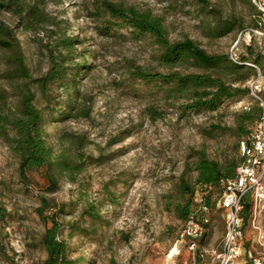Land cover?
I'll return each mask as SVG.
<instances>
[{
    "label": "rangeland",
    "instance_id": "rangeland-1",
    "mask_svg": "<svg viewBox=\"0 0 264 264\" xmlns=\"http://www.w3.org/2000/svg\"><path fill=\"white\" fill-rule=\"evenodd\" d=\"M18 1L21 7L0 6V19L20 41L46 138L56 155L83 161L84 169L74 182L59 175L57 190L48 193L45 170L23 182L17 157L0 138V206L5 209L0 264H43L42 237L51 225L48 215L57 210L68 258L77 264H184L181 212L190 198L193 209L200 195L210 197L213 206L206 243H219L225 219L215 206L222 192L197 183L196 163L204 153L222 165L237 164L243 130L259 122L245 114H256L264 105V13L254 0H108L162 17L171 40L190 38L210 54H228L254 68L244 84H236L243 90L215 110L198 111L164 94L161 82L135 78L131 70L203 69L189 63L172 69L161 65L150 35L138 38L126 26L107 22L100 10L104 0ZM30 8L43 11V21L24 24ZM227 19H237L244 28L217 35L218 22ZM67 37L78 40L64 63L58 59L67 74L42 88L37 79L51 66V53L67 52L60 44ZM11 54L0 48V90L17 108L26 78L13 71ZM183 181L195 188L192 196ZM41 196L53 205L43 215Z\"/></svg>",
    "mask_w": 264,
    "mask_h": 264
},
{
    "label": "trees",
    "instance_id": "trees-1",
    "mask_svg": "<svg viewBox=\"0 0 264 264\" xmlns=\"http://www.w3.org/2000/svg\"><path fill=\"white\" fill-rule=\"evenodd\" d=\"M7 4L21 7L18 0H7L6 4L0 3V6L5 8ZM254 8H256L255 5ZM100 10H103L108 16L107 22L126 26L136 37L150 35L160 49L159 60L161 65L172 69L189 63L203 69L202 72H182L179 70L159 72L148 71L140 66H135L131 70V74L135 78L147 82H161L165 88L164 94L179 101L184 108L195 111L217 109L224 99L231 98L243 90L240 85L236 84H244L254 70L253 67H247L244 63L246 60L240 59V63H238L231 59L228 54H210L190 38L171 40L162 17L153 14L150 10L124 6L108 0L102 2ZM27 14L29 17L24 24L33 26L35 22L43 21L44 13L41 10L30 8ZM236 26L238 29L244 28V24L237 19H227L224 22L221 20L215 27V32L221 36L231 32ZM76 43L78 40L74 37L60 39V44L67 52L60 51L57 55L51 53V66L43 77L37 79L42 88L46 87L48 83L66 76L67 67L60 66L58 59L64 63L69 58L68 52L74 48ZM0 48L12 53L8 63L12 65L17 76L26 78L19 91V107L17 108L8 105L7 93L5 90H0V138L17 157L21 180L27 182L30 173L44 169L48 180L46 192L53 193L58 188V176L66 175L70 181L74 182L76 175L83 171L84 162L72 160L65 153L58 155L54 153V147L47 140L42 125V113L34 102L35 92L31 88V81L33 80L29 79L31 76L20 41L14 29L1 19ZM255 61L261 67L259 59ZM78 73L79 71H76L75 74ZM230 76L231 79H228ZM245 114L252 121L255 119L260 121L264 117V105H258L256 114H251L250 110L246 111ZM243 132L246 133L244 137L246 138L251 131L243 130ZM237 164L232 162L230 165H222L218 161L208 159L204 153H201L196 163L197 183L205 188L219 186L222 192L224 179L234 176ZM182 187L185 193H189L190 196L193 195L195 188L191 184L183 181ZM205 197L207 202L212 204L210 197ZM191 202L192 199L190 198L181 212V218L186 221L192 210ZM52 206L49 198L41 196L39 209L41 215L44 211L52 210ZM248 210L249 205L247 203L244 211L247 213ZM58 214L59 211L57 210L48 215L51 225L46 228L42 237L43 245L47 251V258L43 264H77V260L68 258L69 244L61 237L62 227L57 219ZM4 215L5 209L0 206V218ZM82 259L83 257L78 262Z\"/></svg>",
    "mask_w": 264,
    "mask_h": 264
},
{
    "label": "built area",
    "instance_id": "built-area-1",
    "mask_svg": "<svg viewBox=\"0 0 264 264\" xmlns=\"http://www.w3.org/2000/svg\"><path fill=\"white\" fill-rule=\"evenodd\" d=\"M254 2L264 13V0ZM240 150L235 174L224 179L215 206L223 211L225 235L215 245L206 243L213 206L204 195L197 197L178 234L188 253L184 264H264V117L240 142Z\"/></svg>",
    "mask_w": 264,
    "mask_h": 264
},
{
    "label": "bare ground",
    "instance_id": "bare-ground-1",
    "mask_svg": "<svg viewBox=\"0 0 264 264\" xmlns=\"http://www.w3.org/2000/svg\"><path fill=\"white\" fill-rule=\"evenodd\" d=\"M174 252H176V249H174V250L172 251V253H174Z\"/></svg>",
    "mask_w": 264,
    "mask_h": 264
}]
</instances>
